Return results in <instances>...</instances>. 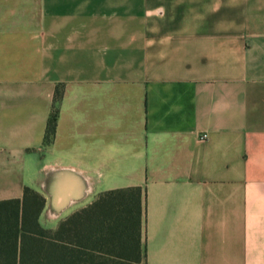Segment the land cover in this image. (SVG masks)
I'll return each instance as SVG.
<instances>
[{
  "label": "crops",
  "instance_id": "crops-1",
  "mask_svg": "<svg viewBox=\"0 0 264 264\" xmlns=\"http://www.w3.org/2000/svg\"><path fill=\"white\" fill-rule=\"evenodd\" d=\"M25 188L40 226L141 188L143 264H264V0H0V215Z\"/></svg>",
  "mask_w": 264,
  "mask_h": 264
},
{
  "label": "trees",
  "instance_id": "trees-1",
  "mask_svg": "<svg viewBox=\"0 0 264 264\" xmlns=\"http://www.w3.org/2000/svg\"><path fill=\"white\" fill-rule=\"evenodd\" d=\"M61 98L62 90H56L46 144L54 136ZM142 196L141 188L102 192L55 229H43L38 217L45 200L25 188L21 208L0 215V264H143Z\"/></svg>",
  "mask_w": 264,
  "mask_h": 264
},
{
  "label": "rangeland",
  "instance_id": "rangeland-1",
  "mask_svg": "<svg viewBox=\"0 0 264 264\" xmlns=\"http://www.w3.org/2000/svg\"><path fill=\"white\" fill-rule=\"evenodd\" d=\"M40 224L44 229H54L57 225V223L49 224V223H45L44 221H42Z\"/></svg>",
  "mask_w": 264,
  "mask_h": 264
},
{
  "label": "built area",
  "instance_id": "built-area-1",
  "mask_svg": "<svg viewBox=\"0 0 264 264\" xmlns=\"http://www.w3.org/2000/svg\"><path fill=\"white\" fill-rule=\"evenodd\" d=\"M200 139L202 140L206 139V135H202Z\"/></svg>",
  "mask_w": 264,
  "mask_h": 264
}]
</instances>
